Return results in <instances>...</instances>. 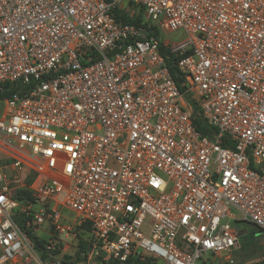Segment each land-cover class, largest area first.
Here are the masks:
<instances>
[{"label": "built area", "instance_id": "built-area-1", "mask_svg": "<svg viewBox=\"0 0 264 264\" xmlns=\"http://www.w3.org/2000/svg\"><path fill=\"white\" fill-rule=\"evenodd\" d=\"M0 93V264H232L264 235V0H0Z\"/></svg>", "mask_w": 264, "mask_h": 264}, {"label": "rangeland", "instance_id": "rangeland-1", "mask_svg": "<svg viewBox=\"0 0 264 264\" xmlns=\"http://www.w3.org/2000/svg\"><path fill=\"white\" fill-rule=\"evenodd\" d=\"M173 41H177L181 36V32L170 35ZM4 105L0 101V116L3 113ZM71 216L70 212L66 213ZM246 234L239 237V246L230 253L232 264H264V235L259 233L254 227L245 225ZM39 236L45 241L49 239L47 234L39 233ZM78 253V252H77ZM157 264H163L162 260H158ZM195 264H229L225 258L216 257L206 254L201 259L195 261Z\"/></svg>", "mask_w": 264, "mask_h": 264}, {"label": "trees", "instance_id": "trees-1", "mask_svg": "<svg viewBox=\"0 0 264 264\" xmlns=\"http://www.w3.org/2000/svg\"><path fill=\"white\" fill-rule=\"evenodd\" d=\"M126 21L130 22L131 20L126 19ZM132 22H136V21L132 20ZM156 35L158 37H160L159 34L156 33ZM160 51L163 55V58H164L165 63L167 65L168 71H169L173 81L175 82L177 88L182 92L183 87L181 84L183 82V79H182L180 73L176 69L175 59L173 57L169 56V54L167 53V50L162 45L160 46ZM6 95H7L6 93L5 94L0 93V100H2ZM191 106H192L194 116H195L193 123H194L197 131L200 132L204 136H207L209 138L212 137L213 133L215 132L214 129L207 125L205 119L197 116V109L195 108V106L192 102H191ZM25 195H26L25 193L18 194V199L19 200L25 199ZM81 245H82L81 237H79V247H80L79 252H85L86 249H83ZM127 264H130V261H128ZM135 264H143V263L135 262Z\"/></svg>", "mask_w": 264, "mask_h": 264}, {"label": "water", "instance_id": "water-1", "mask_svg": "<svg viewBox=\"0 0 264 264\" xmlns=\"http://www.w3.org/2000/svg\"><path fill=\"white\" fill-rule=\"evenodd\" d=\"M244 233H245V230H241V231L238 232L239 235H242V234H244ZM224 254H225V253H222V255H224ZM53 258L58 259L59 256H53Z\"/></svg>", "mask_w": 264, "mask_h": 264}]
</instances>
